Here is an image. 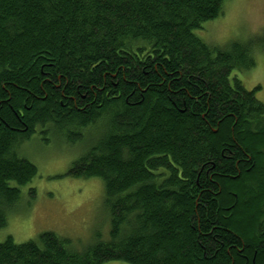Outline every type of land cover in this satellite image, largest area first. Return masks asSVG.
Segmentation results:
<instances>
[{"label": "trees", "instance_id": "16d2710c", "mask_svg": "<svg viewBox=\"0 0 264 264\" xmlns=\"http://www.w3.org/2000/svg\"><path fill=\"white\" fill-rule=\"evenodd\" d=\"M226 0H0V229L37 167V131L97 178L109 237L0 241V264H264V103L233 72L264 53L196 31Z\"/></svg>", "mask_w": 264, "mask_h": 264}, {"label": "rangeland", "instance_id": "374dc122", "mask_svg": "<svg viewBox=\"0 0 264 264\" xmlns=\"http://www.w3.org/2000/svg\"><path fill=\"white\" fill-rule=\"evenodd\" d=\"M264 27V0H226L220 15L196 33L207 43L223 46L230 41L255 40ZM254 67L233 72L243 86L264 103V53L254 52ZM90 136L73 145L61 135L37 131L21 142L18 153L37 167V175L20 187V201L0 229V241L37 240L47 231L85 246L109 237L110 215L103 201L102 182L97 178L71 177L68 172L83 154ZM104 264H127L109 261Z\"/></svg>", "mask_w": 264, "mask_h": 264}]
</instances>
